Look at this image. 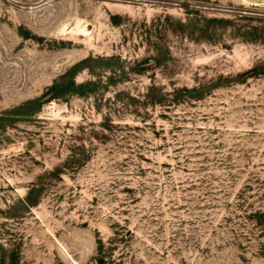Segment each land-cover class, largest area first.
Returning a JSON list of instances; mask_svg holds the SVG:
<instances>
[{
	"label": "rangeland",
	"instance_id": "1",
	"mask_svg": "<svg viewBox=\"0 0 264 264\" xmlns=\"http://www.w3.org/2000/svg\"><path fill=\"white\" fill-rule=\"evenodd\" d=\"M0 264H264V0H0Z\"/></svg>",
	"mask_w": 264,
	"mask_h": 264
},
{
	"label": "bare ground",
	"instance_id": "2",
	"mask_svg": "<svg viewBox=\"0 0 264 264\" xmlns=\"http://www.w3.org/2000/svg\"><path fill=\"white\" fill-rule=\"evenodd\" d=\"M77 27H79V25H77Z\"/></svg>",
	"mask_w": 264,
	"mask_h": 264
}]
</instances>
